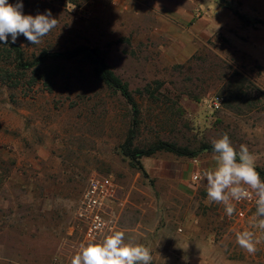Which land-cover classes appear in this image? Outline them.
<instances>
[{
    "label": "rangeland",
    "instance_id": "1",
    "mask_svg": "<svg viewBox=\"0 0 264 264\" xmlns=\"http://www.w3.org/2000/svg\"><path fill=\"white\" fill-rule=\"evenodd\" d=\"M226 1L264 19V0ZM22 2L24 14L50 10L58 20L39 44L18 37L26 54L99 50L140 114L133 130L131 105L85 60L58 61L52 81L31 88L0 85V264H70L90 243L81 200L92 178L110 176L109 234L148 247L151 264H264L252 200L234 202L229 217L206 203L202 176L215 167L206 148L225 133L264 172V27L217 0ZM132 130L134 147L163 141L197 157L161 152L136 165L121 150ZM244 230L260 241L255 254L236 243Z\"/></svg>",
    "mask_w": 264,
    "mask_h": 264
},
{
    "label": "clouds",
    "instance_id": "2",
    "mask_svg": "<svg viewBox=\"0 0 264 264\" xmlns=\"http://www.w3.org/2000/svg\"><path fill=\"white\" fill-rule=\"evenodd\" d=\"M23 2L15 4L0 0V42L16 43L19 36L33 44L57 26L58 20L49 10L45 14L26 15ZM215 167L202 173L206 180V203L224 206L227 216L236 211L234 202L250 200L255 197L256 210L250 221L252 229L264 232V179L256 168L255 156L245 144L237 150L225 133L221 138L212 140ZM259 239L251 230L236 233V243L248 254L257 252ZM150 249L143 244L125 241V234L116 231L106 235L98 243L81 245V249L71 259L70 264H151Z\"/></svg>",
    "mask_w": 264,
    "mask_h": 264
},
{
    "label": "trees",
    "instance_id": "3",
    "mask_svg": "<svg viewBox=\"0 0 264 264\" xmlns=\"http://www.w3.org/2000/svg\"><path fill=\"white\" fill-rule=\"evenodd\" d=\"M220 3L231 8L234 14L247 26L264 27V19L250 20V18L234 8L226 0H217ZM78 60L88 61L94 68L96 79L104 83L109 89L119 93L132 107L133 111V130H138L139 114L138 104L130 91L129 84L124 82L108 65L106 58L99 50H90L87 47H77L74 50L48 51L43 50L40 54L29 56L24 52L22 47L17 43L0 42V85H5L9 89L31 88L39 81H52L58 72V61L74 62ZM29 80V85L26 81ZM46 83V82H44ZM130 135L121 147L122 154L125 158L136 165H140L142 158H150L161 152L176 153L186 157H197V153H191L187 149H179L176 146L159 141L149 148L134 147L135 132ZM206 149L212 150V147ZM141 170L143 168L141 167ZM261 178L264 179V172L257 169ZM145 175L147 173L144 172Z\"/></svg>",
    "mask_w": 264,
    "mask_h": 264
},
{
    "label": "built area",
    "instance_id": "4",
    "mask_svg": "<svg viewBox=\"0 0 264 264\" xmlns=\"http://www.w3.org/2000/svg\"><path fill=\"white\" fill-rule=\"evenodd\" d=\"M192 181L195 184L200 183L202 176L199 173L194 174ZM114 187L113 177H94L81 200L78 221L86 226V238L90 243H98L111 231L112 221L106 217V211L109 203L113 201ZM250 200L255 205V197Z\"/></svg>",
    "mask_w": 264,
    "mask_h": 264
},
{
    "label": "crops",
    "instance_id": "5",
    "mask_svg": "<svg viewBox=\"0 0 264 264\" xmlns=\"http://www.w3.org/2000/svg\"><path fill=\"white\" fill-rule=\"evenodd\" d=\"M183 171H185V168L183 167ZM185 176V175H184Z\"/></svg>",
    "mask_w": 264,
    "mask_h": 264
}]
</instances>
